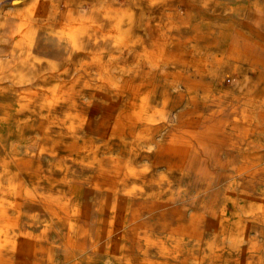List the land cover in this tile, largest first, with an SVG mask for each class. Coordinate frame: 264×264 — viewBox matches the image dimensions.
<instances>
[{"label": "clouds", "instance_id": "9594fccd", "mask_svg": "<svg viewBox=\"0 0 264 264\" xmlns=\"http://www.w3.org/2000/svg\"><path fill=\"white\" fill-rule=\"evenodd\" d=\"M0 264H264V0H0Z\"/></svg>", "mask_w": 264, "mask_h": 264}, {"label": "bare ground", "instance_id": "6f19581e", "mask_svg": "<svg viewBox=\"0 0 264 264\" xmlns=\"http://www.w3.org/2000/svg\"><path fill=\"white\" fill-rule=\"evenodd\" d=\"M191 38L192 37H186L185 39H191ZM201 39H204V37H201ZM163 52H164L165 55H168L170 57H183V56L187 55V53L183 50V46L181 44H179V43L172 45L170 48L169 47H165L163 49ZM115 123H116V118H113V125H115ZM197 130H198L197 122L195 120H190L189 124H188L187 131L195 132ZM82 194H83V190L80 191L79 195H82ZM123 217H124V211L122 213V218L120 220H118V226H122Z\"/></svg>", "mask_w": 264, "mask_h": 264}, {"label": "rangeland", "instance_id": "374dc122", "mask_svg": "<svg viewBox=\"0 0 264 264\" xmlns=\"http://www.w3.org/2000/svg\"><path fill=\"white\" fill-rule=\"evenodd\" d=\"M128 212H127V206L125 205L124 206V217H123V219L124 218H127V216H128V214H127ZM126 214V215H125ZM121 238H123V237H121Z\"/></svg>", "mask_w": 264, "mask_h": 264}]
</instances>
